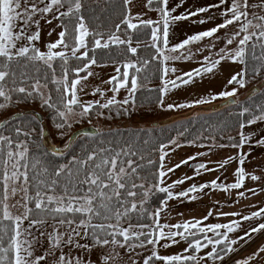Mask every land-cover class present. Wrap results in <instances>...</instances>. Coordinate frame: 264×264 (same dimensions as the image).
<instances>
[{
	"label": "snow or ice",
	"instance_id": "1",
	"mask_svg": "<svg viewBox=\"0 0 264 264\" xmlns=\"http://www.w3.org/2000/svg\"><path fill=\"white\" fill-rule=\"evenodd\" d=\"M184 2L179 0L170 8V0H145V8L157 13V18L145 19L142 15L147 13H131L129 5L133 0H122L124 14L111 31L105 30L104 22L95 15L93 25L89 26L83 14L84 0H0V98L5 101L0 103V109L8 106L13 94H21L24 99L39 96L43 105L53 109L55 117L60 119L61 122L56 124L58 129L66 125L71 127L69 120L72 117H86L96 107L117 106V114L127 115L130 113L125 106L130 102L134 104L137 92L147 89V83L142 80L149 81L153 75L161 83L156 89L148 90L157 92L156 104L164 110L193 107L221 98L228 99L229 104H237L238 101L230 98L246 86L245 77L251 73L255 78L264 70V0H230V3L219 0L217 4L175 15ZM212 8L222 9L219 13L224 17L221 23L170 45L172 25L208 13ZM41 20L47 25L59 21L57 39L48 42L46 50L38 46L42 38ZM195 22L203 24L206 20ZM230 26H235L236 30L230 34L226 32L225 46L215 54L218 58L214 59L210 51L215 44L196 48L195 52L192 50L193 45L206 38L219 41L218 33ZM53 32L55 29L49 31L48 36ZM118 33H123V38ZM145 35L147 42L140 39ZM134 38L135 47L132 46ZM141 43L154 50V54L150 59H131L137 55ZM234 43L236 47L230 48ZM113 46L119 50L117 55L124 57L120 63L112 60L115 74L104 82L111 86L109 91L113 95L104 103L83 101L78 92H83L89 77L96 75L91 69L106 66L98 60L97 53L111 55ZM205 48L210 54L203 57L199 67L176 75L174 79L169 78L170 73L177 72L169 62L191 60ZM73 60L77 62L75 66L70 64ZM225 60L243 66L227 82L238 87L190 103L165 104L169 92L193 83L196 77L212 73ZM154 62L155 67H152ZM57 69L60 75H57ZM49 84L55 86L58 94L56 103L51 102V94L45 97L42 91L48 89ZM122 89L126 90L127 96L118 101L115 94ZM97 93L101 97L105 95L99 87L92 92L93 95ZM77 108L80 111L77 112ZM235 115L238 119L234 125L226 123L218 131L222 134L235 127L238 129L236 136L227 135L229 143L217 146L233 148L237 152L215 162L214 167H209L211 161L190 164L207 155L205 152L167 166L166 158L183 146L179 138L185 136L187 129L167 142L155 145L151 151L157 154L156 159L140 154L131 143H126L118 148L101 146L82 156H73L68 164L56 166L47 160V156H62V152L52 149L46 153L39 144L33 152L27 139H19L21 135L30 137L31 133L24 132L19 126L12 129L11 135L0 131V264H120L121 250L128 254L123 264H223L236 250L233 246L238 240L264 230V223H259L236 239L229 235L241 227V221L264 216V207L249 215L209 209L201 218L176 223L162 222V216L169 201L196 200L198 195L194 193L208 189L228 193L244 188L246 180H264V176L246 171L244 165L249 153L243 151L246 146L250 149L264 146V137L254 140L253 133L244 131L246 127L264 122V102L242 106ZM246 115L247 119L244 118ZM4 127L5 123H0V129ZM204 138L216 139L215 136ZM197 139H200L199 135L186 143L195 144ZM143 143L148 144V141ZM233 161H238L239 165L233 173L234 182L225 184L217 177L200 185L192 184L186 190L174 191L202 172L222 170ZM183 165L193 168V176L186 175L169 183V174ZM248 193L256 195L257 190L238 191L237 196L244 198ZM12 200L15 202L10 204ZM150 200H156L155 208L150 207ZM13 208L19 210L18 214L13 213ZM213 216L239 219L206 223ZM82 240L87 242L82 243ZM42 242V251L37 254ZM180 243L186 245L180 253L161 255L159 252L160 248ZM73 250L79 254H73ZM93 252L97 253V261L91 259ZM260 253H264V248L236 264H249Z\"/></svg>",
	"mask_w": 264,
	"mask_h": 264
},
{
	"label": "trees",
	"instance_id": "2",
	"mask_svg": "<svg viewBox=\"0 0 264 264\" xmlns=\"http://www.w3.org/2000/svg\"><path fill=\"white\" fill-rule=\"evenodd\" d=\"M85 9L83 14L89 21V26L93 25V16L100 17L101 21L104 22L105 30L114 31V25L120 22L124 14V6L122 0H84ZM123 38V33H118ZM140 39L147 42V35L141 36ZM133 42H136L135 38ZM136 46V45H135ZM134 46V47H135ZM123 47V46H121ZM119 50L113 46L111 49V55L105 52H98V60L101 63H112L115 60L120 63L124 57L117 55ZM154 54V50L150 48H145L144 43H141L140 48L136 56H131L133 60H139L140 58L150 59L151 55ZM72 66L77 64L76 61H70ZM152 67H155V62ZM57 75H60L59 69H57ZM143 74H141V77ZM247 87L257 85L259 88L251 94H244L240 98H236L237 104H224L221 107H217V104L212 105V110L207 113H193L185 116L178 122H174L169 126H161L159 123L151 126H133V125H122L118 123L119 120L128 119L132 114L133 106H143V107H153L156 104L157 92L149 91L148 89H156L160 85V80L156 75H153L149 81H143L147 83V89H141L137 92L134 104L130 102L129 105L125 106L129 109L130 114H117L118 107L112 106L109 109H102L99 107L94 108L88 116L82 117L87 119L89 117L97 116L98 113L102 112L101 115L104 119L112 122L113 125L106 128H100L96 133H83L78 135L68 147H65L61 151L62 156H47V160L53 166L59 164H68L72 160L73 156H82L86 151L97 149L101 146L103 147H113L118 148L124 146L126 143H131L133 147L138 150L140 154L146 157L151 156L152 159L157 158V154L152 152V148L160 142H167L169 138L176 137L177 133L187 129V133L184 137H180L179 141L186 143L187 140L195 139L198 135L200 139L196 140V144H208V143H219L227 144L229 141L226 139L227 135L236 136L238 129L235 127H230L228 131L221 134L219 129H221L226 123L229 125H234L238 119L235 113L239 112L242 106H251L252 104H259L264 102V70L255 78H253L250 73L245 77ZM47 90V96L51 94L53 103L57 102L58 94L55 91V86L49 84ZM46 96V97H47ZM251 97V99H249ZM33 103L39 102L40 107L43 111V120L49 121L52 125L60 123V119L55 117V112L53 109L48 108L43 105V101L39 96L33 98L24 99L21 94H13L12 100L8 103V106H17L18 103ZM0 103H5L3 98H0ZM76 110L80 111L79 108ZM247 119V115L244 117ZM42 120V121H43ZM42 121H39L38 117L32 112L24 111L18 116L9 118L5 122L3 131L5 135H11L12 129L19 126L24 132L31 133L30 137H25L21 135L19 139H27L29 141V146L33 152H36L35 145L39 144L44 152H50V148L46 145L44 140V129L42 126ZM66 125L63 129H68ZM35 130V131H33ZM42 133V135H41ZM215 136V140L205 139L204 137ZM143 141H148V144H144ZM146 174V173H145ZM142 191V190H138ZM162 195V194H161ZM149 205L151 208L157 206L156 200H150ZM224 264H236L235 257L227 260Z\"/></svg>",
	"mask_w": 264,
	"mask_h": 264
},
{
	"label": "rangeland",
	"instance_id": "3",
	"mask_svg": "<svg viewBox=\"0 0 264 264\" xmlns=\"http://www.w3.org/2000/svg\"><path fill=\"white\" fill-rule=\"evenodd\" d=\"M219 0H185L183 6L179 7L174 13L175 15H179L181 13H184L186 10H195L199 7H207L212 4H217ZM250 2H254V0H250ZM177 3H179V0H170L169 7L175 6ZM131 9V13L133 15L140 13L144 14L147 13V15H142V18H157V13L153 11H148L145 8V0H133V3L129 5ZM218 8H212L208 13H201L197 17H193L190 20L187 21H179L176 24L172 25L170 27V45L177 44L181 42L183 39H185L187 36L192 35L193 33H197L199 31L210 29L217 24L220 23L222 17L219 15L220 11H218ZM207 17H212V19L208 20ZM200 19H205L206 22L203 24H200L198 21ZM59 21H53L51 25H47L44 23L43 20H41V40L38 42V46L41 48V50H46L45 45L48 42L55 41L57 39V33L60 31V28L57 27V24ZM52 29H55V32L52 33L51 36H48V32L52 31ZM236 30L235 26H230L226 30H221L218 35L221 37L219 41H217L215 38H206L204 41L193 45L192 50L195 52L196 48L204 47L205 45L209 44H215V47L212 48L210 51L213 55V57H217L215 54L219 51L220 48L225 46L224 38L225 34L232 33ZM136 42H133L132 46H135ZM230 48H235L236 44L229 46ZM209 49L205 48L203 52L197 53L191 60L188 61H176V62H169L170 66H174L177 69V72L172 74H169V78H175L176 75H181L184 72H188L193 70L195 67L200 66L199 64L203 60L204 56H208L210 54ZM106 66H93L91 69L96 73L95 76L89 77L88 81L86 82L87 87L84 88L83 92H78V95L80 98L87 102V101H96L100 100L101 103L106 102L108 98H110L113 93L109 91L110 85L104 83L107 81L111 75L115 74V65L113 63H102ZM243 66L239 63H231L229 64V61L227 64L225 62H221L220 65L217 66L216 69L213 70L212 73L205 74L201 77H196L195 81L189 85L182 86L179 89H174L171 92L168 93V95L165 97V104L172 103V104H180V103H190L192 101H195L197 99H200L202 97H209L211 95L217 94L224 90H231L233 87H238V85H228V80L231 78L232 75L239 72ZM205 80L203 82H199V79ZM161 83V82H159ZM204 86V87H201ZM252 86V84H251ZM99 87L105 95L101 97L98 93L96 95H93V89ZM201 87V88H200ZM250 87H247V85L244 88L239 89L237 95L235 98H240V93L244 92L245 90L248 91ZM45 94V97L47 96V90H42ZM117 100H123L125 96H127L126 90H121L118 94H115ZM225 98L217 99L215 101H212L211 103L207 104H200L195 105L193 107H186V108H178L174 110H164L157 105L153 107H143V106H133V111L131 116L128 119L119 120L118 123H121L122 125H133V126H151L159 123L161 126H169L174 122L180 121L182 118H184L187 115L193 114V113H207L210 110H212V105L216 103H220ZM17 111H29L32 112L34 115H36V112H39L43 116V111L40 107L39 102H33V103H18L17 106H7L6 108L0 109V121L2 119H5L12 115L13 113ZM78 112V110H76ZM43 120V119H42ZM69 123L71 124V127L66 129H58L55 125H52L49 121L43 120L42 126L44 129V140L46 145L52 150L61 151L65 148V146L68 143L69 136L71 133L77 129L80 126L83 125H93L100 128H106L108 126L113 125L112 122L104 119L101 115H97L94 117H89L87 119H83L81 117H72L69 120ZM254 126V125H252ZM250 127V126H249ZM248 128H245L244 131L247 132ZM254 138H259V122L255 124L254 126ZM263 131H260V134H262ZM19 197H17L18 199ZM15 201H10L11 203H14ZM14 214H18V209L13 208L12 209ZM250 222V221H249ZM231 236V234H230ZM231 238V237H230ZM82 243H86V240H82ZM240 244V241L234 245L237 246ZM186 245L184 243H180L179 245H173L169 248H160L159 252L161 255H171V254H177L182 252L183 248ZM43 248V242L40 248L37 249V254H39L42 251ZM139 251V250H138ZM73 254H79L75 250H73ZM144 254V253H141ZM91 259L93 261H97V253L93 252L91 255ZM128 254L121 250V257H120V264H123L124 261H127Z\"/></svg>",
	"mask_w": 264,
	"mask_h": 264
},
{
	"label": "crops",
	"instance_id": "4",
	"mask_svg": "<svg viewBox=\"0 0 264 264\" xmlns=\"http://www.w3.org/2000/svg\"><path fill=\"white\" fill-rule=\"evenodd\" d=\"M226 6L227 5L223 7ZM220 10L222 9H219L218 11ZM223 19L224 17H222L220 23L223 21ZM213 58L215 59L218 57ZM228 61L229 64L232 63L230 60H225L222 62L227 64ZM204 80L205 78L203 77V79H199V82H203ZM245 93L246 90L241 92L240 96ZM254 126L246 127L248 128L246 133L254 134ZM263 130L264 122H259V137H264V132L260 134V131ZM255 139L256 138H254V140ZM180 143L183 146L176 148L175 151L170 152V157L166 158L167 166L171 167L172 165L179 163L181 160L186 159L195 153L205 152L207 155L198 157L196 161H191L190 164L211 161L212 163L209 164V167H214L215 162L222 161L229 156L235 155L237 152V150L233 148H221L217 146L219 143L214 142L208 144L195 143L192 145L183 142ZM201 145H203V147H201ZM243 151L249 153L247 162L244 165L246 171L256 175L264 176V146H253L251 149L246 146ZM238 166V161H233L231 164L225 166V168L222 170L202 172L201 175L195 176L194 179L186 181L183 185H179L176 189H174V191L186 190L192 184L200 185L217 177H220L219 182H223L225 184L234 182L235 177L233 173ZM186 175L193 176V168L189 165H183L179 169H176L175 172L170 173L167 180L169 183H171L172 181L181 179ZM249 188L256 189L257 194L252 195L251 193H248L244 198L237 196L238 191H243ZM261 188H264V180H246L244 188L240 190H231L230 192L225 193L220 190L208 189L203 193H194V195H198V199L196 200L176 199L169 201L168 208L165 210V213L162 216V222L176 223L194 217L201 218L206 215L209 209L219 210L226 213L237 212L241 215H249L252 211H258L261 207H264V191H260ZM232 219H239V217L213 216L210 217L206 223H227ZM259 223H264V216L257 217L253 220H250V222L241 221V227L238 228L234 233H230V237L232 239H236L237 237L243 236L245 232H248L251 228L256 227ZM239 241L240 244L233 246L236 250L225 258L223 264L232 257H235L236 262L247 259L249 256H253V254L257 253L260 248H264V230L252 233L250 237H245V239L238 240V242ZM249 264H264V253H260L255 257L254 260H250Z\"/></svg>",
	"mask_w": 264,
	"mask_h": 264
},
{
	"label": "water",
	"instance_id": "5",
	"mask_svg": "<svg viewBox=\"0 0 264 264\" xmlns=\"http://www.w3.org/2000/svg\"><path fill=\"white\" fill-rule=\"evenodd\" d=\"M258 88H259V87H258L257 85H253V86H251V87L248 89V91H247L246 94H251V93L254 92V89H255V91H256ZM230 99H235V100H236L235 97L230 98ZM227 103H228V99H225V100H223L222 102L218 103V104H217V107H221L222 105L227 104ZM21 113H22L21 111H17V112H15V113H13L12 115H10L9 117H7V118H5V119H2V120L0 121V123H5L9 118H12V117H14V116H18V115H20ZM35 114H36V116L38 117L39 121H42V119H43L42 114L39 113V112H36ZM97 131H98V128L95 127V126H93V125H88V124H86V125L80 126V127H78L77 129H75V130L71 133V135L69 136V139H68V143H67V145H70V143H71V142H72V141H73L78 135H80V134H83V133H90V134H91V133H96Z\"/></svg>",
	"mask_w": 264,
	"mask_h": 264
}]
</instances>
